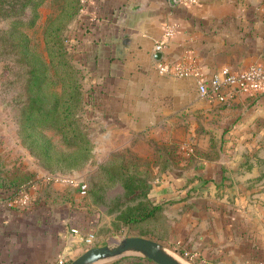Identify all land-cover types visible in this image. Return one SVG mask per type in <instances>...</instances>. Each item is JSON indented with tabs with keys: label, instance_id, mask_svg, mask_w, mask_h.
<instances>
[{
	"label": "crops",
	"instance_id": "1",
	"mask_svg": "<svg viewBox=\"0 0 264 264\" xmlns=\"http://www.w3.org/2000/svg\"><path fill=\"white\" fill-rule=\"evenodd\" d=\"M168 25L177 31L167 39ZM70 31L95 151L146 157L162 141L194 150L191 162L149 188V197L165 204L172 247L199 264H262L264 91L224 87L222 98L200 95L194 77L157 70L153 43L167 39L163 55L172 59L192 52L207 78L224 66L264 65V0H86ZM4 106L0 98L1 167L42 179ZM80 196L77 189L54 203L35 190L34 201L19 208L0 199V264H52L87 248L81 237L96 234L105 213L78 203Z\"/></svg>",
	"mask_w": 264,
	"mask_h": 264
},
{
	"label": "trees",
	"instance_id": "2",
	"mask_svg": "<svg viewBox=\"0 0 264 264\" xmlns=\"http://www.w3.org/2000/svg\"><path fill=\"white\" fill-rule=\"evenodd\" d=\"M33 1V2H32ZM43 0H0V18L14 16L27 6L32 5L34 9ZM80 0H65L61 11L49 17L45 27V44L48 53V61L38 54L31 45L29 36L18 29L16 21L9 30L0 34V52L12 54L13 59L19 64L16 70L17 81L21 80L18 94L14 101L19 105L17 113V126L21 132L29 134L31 128L47 120H51L62 140L70 150H56L50 139L39 134L41 139V154L46 157H56L59 169L70 170L84 164L93 149L94 143L89 136L86 124L83 122L79 112L83 106L84 92L78 74L79 70L73 64L65 43V26L67 21H74L79 15ZM64 14L66 16H64ZM37 12L34 11V18ZM32 20L28 23L31 26ZM50 64L61 83V95H55L48 100L43 87L50 77L48 68ZM190 155V153L188 154ZM190 157V156H189ZM193 157V156H192ZM190 157L189 162L192 161ZM47 163V160H43ZM120 163L119 169H107L109 181L118 183L122 189V195L115 196L108 203V213L113 214L112 223L115 229L121 226L135 229V235L153 238L162 244L169 243V223L164 214V202H155L149 197V183L163 173L170 171L169 164L164 165L158 174H146L145 172L132 171ZM33 173L19 166L4 168L0 165V199H8L18 192L22 187L30 188L33 183ZM101 186L87 189L88 206L93 212L100 211V204L105 202ZM77 190L76 186H68L64 192L41 191L39 194L51 202H64L72 199V193ZM37 192V189H36ZM86 204V205H87ZM175 249L187 257L191 255L179 246ZM192 259H194L192 257ZM104 264H160L151 258L138 255L126 254Z\"/></svg>",
	"mask_w": 264,
	"mask_h": 264
},
{
	"label": "rangeland",
	"instance_id": "3",
	"mask_svg": "<svg viewBox=\"0 0 264 264\" xmlns=\"http://www.w3.org/2000/svg\"><path fill=\"white\" fill-rule=\"evenodd\" d=\"M65 0H43V2L37 6L35 9L30 4L27 5L21 13H18L14 16L10 17H1L0 18V34H3L4 31L9 30L12 27L14 21L18 24V29L22 32L26 33L30 40L33 49L40 54L42 57L48 61V53L45 44V27L48 23V19L51 16L58 14L61 11L62 5ZM33 2V1H32ZM86 0H80V9L85 7ZM34 11L37 12V17L33 18ZM64 16H66L64 14ZM77 18V17H76ZM32 20V25L28 26V22ZM75 21V20H74ZM74 21H67L66 28L64 31L65 34V43L66 49L68 51V57L73 62V64L78 68L79 76L82 83V72L80 71L79 66L72 56V47H71V26ZM12 54H4L0 52V98L4 102L5 111L8 114L9 119H11V123L13 124L12 128L15 131L14 136L16 138L17 144L22 146L26 155H28L29 159L35 161L39 166L40 170H42V174L46 172L53 173H61V174H69L77 176L78 178H83L89 188L101 186V192L103 191L105 202L100 204L99 206L104 211V215L102 217L101 223L99 224L96 232V238L94 240V244L101 243H114L119 240L121 237L126 235H135L137 232L135 229H129L128 227L121 226L119 229H115L112 223L113 214L108 213V203L115 197L122 195L123 189L118 183L112 184L107 176V169L117 170L119 169L120 163L125 164V168L132 171L137 172H145L146 174H158L161 168L166 164H169L170 171H176L181 168V161H188L190 157L193 156L192 151H190V155L186 154L181 150L180 143L174 141L166 144L165 142H154L153 143V152L146 157H140L138 155L132 154L130 152H126L123 150H115V151H95L94 146L91 151V154L88 160L82 164L81 166L70 169V170H61L59 169V163L56 162V157H46L41 154L40 146L41 139L39 138V134H42L50 139L52 142V146L56 150H70V148L65 144L62 140L61 134L56 129L54 123L51 120H47L39 125H36L34 128L28 133L21 132L19 127L17 126V113L19 111V105L14 101V97L18 94L20 89L21 80L17 81L16 70L18 69L19 64L13 59ZM50 77H48L47 82L44 84L43 90L45 94H47L48 100L53 96L61 95V83L60 80L54 76L53 68L50 64H48ZM82 90L84 92V86L82 84ZM84 108V104L82 108H80V113L82 115ZM83 122L86 124L87 122L82 115ZM88 130V127H87ZM90 136V135H89ZM92 140V139H91ZM1 156V155H0ZM190 156V157H189ZM47 160V163H44L43 160ZM123 164V165H124ZM35 174V173H34ZM41 174V175H42ZM36 175V174H35ZM33 177V184H37V195L41 191H62L64 192L65 188L68 186H73L67 183H58L53 181H43L40 177ZM159 178V177H158ZM157 179V178H155ZM28 187V186H25ZM19 191V190H18ZM80 200L78 203L87 204L88 195L80 196ZM34 199L31 201L33 202ZM30 202V203H31ZM48 202V201H46ZM44 202V205L47 204ZM29 203V204H30ZM27 204L26 206H28ZM16 207V206H15ZM25 207V206H24ZM19 208V207H16ZM167 250L173 253L176 257L184 261L188 264H199L195 262L192 257H187L184 254H180L175 248H173L169 244H164ZM83 246L81 248H77V251L72 254L73 258L80 254L83 250H85ZM110 260L102 261L98 264H104Z\"/></svg>",
	"mask_w": 264,
	"mask_h": 264
},
{
	"label": "built area",
	"instance_id": "4",
	"mask_svg": "<svg viewBox=\"0 0 264 264\" xmlns=\"http://www.w3.org/2000/svg\"><path fill=\"white\" fill-rule=\"evenodd\" d=\"M177 1L183 5L198 2V0ZM176 31L175 26L168 25L164 28V35L168 39L173 36ZM167 39L156 40L153 43V52H162L160 58L155 59L157 70L162 74L175 77H194L200 95H207L211 91L218 93L219 97L222 98L221 89L224 87L251 93L264 91V65L251 64L238 70H231L229 67L224 66L220 71L207 78L203 75L199 62L192 52H184V54L175 59L164 56L163 51L167 45ZM41 178L44 181L71 184L77 187L81 195H85L86 193L87 182L83 178L53 172H46L41 175ZM36 187V183L31 185L30 188L25 186L22 187L16 194L6 199L8 205L16 207L26 206L34 199ZM70 231L77 233L78 228L73 227ZM95 238L96 235L94 232H88L81 237V241L86 247H89L94 244ZM71 259L72 258L68 256L62 255L57 257L52 264H67ZM262 264H264V259Z\"/></svg>",
	"mask_w": 264,
	"mask_h": 264
},
{
	"label": "water",
	"instance_id": "5",
	"mask_svg": "<svg viewBox=\"0 0 264 264\" xmlns=\"http://www.w3.org/2000/svg\"><path fill=\"white\" fill-rule=\"evenodd\" d=\"M161 55V51H155L153 56L160 58ZM150 186L151 183H149V188ZM126 254L142 255L160 264H188L167 250L161 242L142 235H126L114 243L89 246L67 264H98Z\"/></svg>",
	"mask_w": 264,
	"mask_h": 264
}]
</instances>
